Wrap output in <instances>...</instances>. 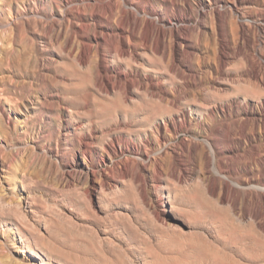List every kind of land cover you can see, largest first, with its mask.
<instances>
[{
    "label": "rangeland",
    "instance_id": "374dc122",
    "mask_svg": "<svg viewBox=\"0 0 264 264\" xmlns=\"http://www.w3.org/2000/svg\"><path fill=\"white\" fill-rule=\"evenodd\" d=\"M41 1L33 9L35 0H0V264H264L261 196L251 188L264 187V0L245 8L253 23L248 51L231 43L222 65L195 38V58L179 56L177 67L139 40L133 59L117 58L99 41L109 70L151 78L148 91H102L96 50L81 56L83 43L96 46L93 28L79 27L100 18L86 10L82 21L74 12L70 26L52 0ZM150 17L164 28L177 23ZM210 19L206 35L215 32ZM249 61L261 64L259 76L247 72ZM172 118L175 129H157ZM217 127L244 128L245 137L216 149ZM82 140L90 143L88 157ZM209 143L232 189L219 187L207 199L209 174L199 152L209 156ZM107 146L116 149L110 159ZM140 159L150 161L145 189L134 179ZM157 165L161 184L154 187ZM172 169L184 170V182L168 176ZM163 193L181 217L159 204Z\"/></svg>",
    "mask_w": 264,
    "mask_h": 264
},
{
    "label": "bare ground",
    "instance_id": "6f19581e",
    "mask_svg": "<svg viewBox=\"0 0 264 264\" xmlns=\"http://www.w3.org/2000/svg\"><path fill=\"white\" fill-rule=\"evenodd\" d=\"M78 1H79L78 3H74L75 2L74 0H52V5L55 9H58L63 13V17L61 18L63 22L68 21V23H69V21H70V26L71 25L73 26L74 23H72L71 20H68L67 16L72 15L74 12L81 15L82 21H83V18L85 16L84 12L86 10L90 11L89 16L91 18H100L101 21L100 20L99 21H93L92 24H89V23L80 24L79 27L81 29V32H83V31L86 32V30L88 28H93V36L97 42L96 46L94 47L90 43H83V47H82L83 51H82L81 56H84V55L88 56L93 48L96 50L97 56L99 58V60H98L99 63L97 65L96 82L102 91H108L111 89L119 90V91L120 90L126 91L130 87H137L138 89H145L146 91H148L149 89H151L154 86L155 83H153V80L151 78H147V77H146V82H142L137 76L134 75L133 72H125L120 67L114 68L113 70L110 71L108 66H107V60H106L105 56L100 54V50L102 49L101 43H104V45H108L109 46V49H108L109 53L110 54L115 53L117 58H121L125 55L126 56L129 55V57L133 59V57L135 55L134 48L136 47L135 45H133V41L139 40L143 47L150 48L152 51H154V53L160 52L162 55V59L163 58L166 59V57H169L170 61L172 63V67L178 66V65L174 66V64H176L179 56H183L185 59H187L188 62H191L195 58L196 55H195L194 47H193V39L194 38L196 40V44L204 43L207 47H210L212 49L213 56L215 59H217L219 65H222V63L224 62V60H222V59L226 55V51H227V49L231 43L232 44L237 43L241 50L247 49L249 46V43H250V39H249L250 36H248V31L250 28L253 27V23L247 19L246 15L248 14V12L245 8H247V6L249 4H251V2H253L254 0H231L232 5H229V6H226V3L221 4V1L224 2V0H207L209 5H205L201 0H199V1L197 0L196 5H194L191 2V0H105L104 2H101L99 0H93L94 1L93 3H85V1H88V0H78ZM157 4H159L160 7H158ZM39 6H42V1L40 2V0H35L32 8L37 9ZM253 7H254V5H253ZM241 8H243V9H241ZM209 14H210V16H209ZM150 16H154L156 18V20H158V21H161L164 18H166L168 20L167 22H171L172 19H175L177 21V23H175V24L170 23V26L168 28H164L162 26L157 25L156 21L154 19H152ZM208 16L211 17L212 19L208 18ZM194 17L196 19H195V22L193 24H184L186 19H188L189 21H193ZM207 19H210V21L212 22L211 24L215 26V32L211 35H206L207 31L205 32V24L208 23ZM196 20H198V21H196ZM104 23L107 24L106 25L107 27H111V25L114 24L116 29L112 28V29H110L111 31H105L104 30L105 28H103ZM178 23H182V25L177 26ZM258 29H260V27H258ZM63 31L65 32L64 29L62 30V32ZM62 32H61V34L63 35L64 32L63 33ZM257 32H259V31L257 30L256 34H257ZM78 33H80V31H78ZM256 40H257V38H256ZM99 41H101V43ZM68 42H70V41L68 40ZM68 45L69 44H67V46ZM64 51H66V50H64ZM70 51L72 52V50H70ZM247 51H248V49H247ZM236 52H237V50H236ZM243 52H242V54H243ZM15 53H17V52H15ZM237 53H239V52H237ZM77 54H78V52H77ZM11 55H13V54L11 53ZM15 55H17V54H15ZM79 55H80V52H79ZM246 60L248 61V59H246ZM32 61H34V60H32ZM132 62H134V61H132ZM79 63H80V61H79ZM223 64H225V63H223ZM246 67H248V69L246 68L247 72H251L255 76H259L262 73L263 67L259 63L258 64L251 63V64H249V66H246ZM250 74H249V76H250ZM191 77L195 79L196 74L191 73ZM91 87H92V85H91ZM243 106L244 107L248 106L247 102H244ZM261 107H262V109H264L263 104ZM210 119L214 121L213 116H211ZM253 123H254V125H256V123L258 125L257 119H254ZM119 126H120V124H119ZM171 127L173 129H175L173 118L170 119V121H168V122L165 120H162V125L157 126V129L158 130L163 129L164 131L169 132ZM76 128H78V127H76ZM214 131L221 136L220 139L215 138V148L216 149H218V144L220 142L226 143L228 140L234 141L235 135H239L240 137H243V138L245 137L244 128H241L240 130L231 131V130H223V129L217 127V128H215ZM82 141H83L82 146H81L82 154L85 157H88V156H90V151L88 150V145L90 143L86 140H82ZM133 147L135 148V150H138V148L136 146H133ZM207 147H209V156L206 155L205 157H203L204 154L201 151L199 152V156H200V158H204V168L206 169L207 173L209 174L208 178L206 177L207 178L206 179V185H205V189H204V193H203V196H205L208 199V196H213L219 187L225 193H227V191L229 189H232V186L230 185L229 181L227 182L225 180V179H229L228 177H224L225 179L222 177L224 172L221 170V166L216 162L217 156H216L215 150L213 149V147L211 146L210 143L207 145ZM5 148H6V146H5ZM194 150H197V148L193 149V151ZM115 153H116V149L114 147H112V146L105 147V155H106L107 159L112 158L115 155ZM144 159H145V157H144ZM144 159H140L141 161L139 162V170H138L137 174L134 176L135 181H137L139 183L140 187L143 189H145L148 186V181H149L148 176L145 175L143 173V171L146 169L147 164H149L148 162H150L148 160H147L148 162H145ZM156 163H158V161ZM220 163H221V161H220ZM160 169L161 168H159L158 165H157V167H155L156 175L152 178V182L154 183V187H159L161 184L162 172ZM128 173L129 172H127V171L123 172V175H128ZM75 174H76V172H75ZM168 176L173 177V179L177 180L178 183H182L186 179V175H185L184 170L183 171L182 170L177 171V170L172 169L169 172ZM93 179H92V181H93ZM235 185H237L238 187L240 186V184H238V183H235ZM251 188L254 190V192H253L254 194L261 196L260 203H261V207H262V214H264V187H261V186L253 187V186H251ZM141 199H142V197H141ZM158 199H159V204H161V205H164V203H166V202L169 203V206H170L169 212L171 213V215H174V217L180 216L176 206L173 204V200H172L171 196L169 195V193H163L160 196V198H158ZM220 200H221V198H220ZM5 204H6V202H5ZM151 204H153V203L151 202ZM91 207H92V205H91ZM13 209H12V212H13ZM162 210H164V209H162ZM23 219H24V217H23ZM27 219H28V217H27ZM160 220H162V219H160ZM164 220H165V218L163 219V221ZM25 221H26V219H25ZM158 223H160V222H158ZM2 263H3V261H2Z\"/></svg>",
    "mask_w": 264,
    "mask_h": 264
}]
</instances>
